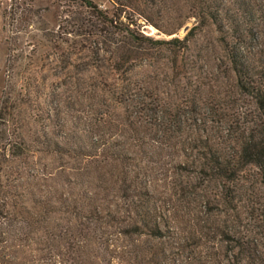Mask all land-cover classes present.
<instances>
[{
	"label": "trees",
	"instance_id": "1",
	"mask_svg": "<svg viewBox=\"0 0 264 264\" xmlns=\"http://www.w3.org/2000/svg\"><path fill=\"white\" fill-rule=\"evenodd\" d=\"M81 1L88 17L76 25L81 34L98 39L95 57L101 45L109 47L117 74L142 59L135 51L140 48L163 50L168 64L186 69L190 37L205 22L225 54L224 81L195 79L188 96L174 100L163 99L155 83L123 85L115 92L123 108L119 117H79L74 126L63 121L58 132L31 137L20 126L6 134L1 122L6 112L0 108V140L11 158L25 165L34 151L75 161L63 176L57 174L58 187L55 179L52 185L42 180L50 190L39 200L28 197L25 166L11 170V181L0 179V264H34L23 247L37 237L40 252L52 248L61 254L65 248L73 264H136L131 257L143 236L161 237L178 223L181 204L174 197L184 187L175 179L177 168L184 170L180 175L192 170L221 186L222 203L231 210L221 235L235 251L233 264H264V204L256 207L244 182L253 170L264 185V0H191L194 26L184 37L169 39L137 34L116 10L110 14ZM244 98L250 99L246 106ZM207 194L204 205L210 204ZM56 214L63 224L51 222ZM155 258L153 251L148 261Z\"/></svg>",
	"mask_w": 264,
	"mask_h": 264
},
{
	"label": "rangeland",
	"instance_id": "2",
	"mask_svg": "<svg viewBox=\"0 0 264 264\" xmlns=\"http://www.w3.org/2000/svg\"><path fill=\"white\" fill-rule=\"evenodd\" d=\"M90 1L110 14L116 10L122 20L128 18L126 21L132 22L131 30L153 39L182 38L195 23L191 0ZM82 16L88 17V9L81 0H0V108H5L6 112L5 120L1 121L6 125V134H14L20 126V130L31 137L34 132L56 133L63 121L67 123L68 120L74 126L79 117L91 121L101 116L119 117L123 108L116 88L135 82L147 87L155 83L163 91L162 98L171 100L173 96H188L194 89L195 79L204 84L208 83V78L219 79L217 84L224 81L225 54L218 45V34L205 22L190 37L186 69L176 70L168 64L169 56L163 50L140 48L135 51H141L142 59L131 65L128 63L125 67L132 69L130 72L126 69L121 75L113 69L107 45H101L98 56L93 54L95 46L97 48L94 39H98L81 34L76 24ZM88 30L93 31L92 28ZM168 32L174 33L168 36ZM118 46L129 49V45L122 42ZM234 97L240 98V95L234 94ZM248 100L244 98L245 106ZM4 144L5 140L1 139V182L14 178L10 172L16 170L17 164L25 166L24 176L29 180L27 183H31L26 191L32 200H39L50 190L43 179L47 185H52L55 179L58 187L64 168L75 164L64 156L33 151L27 155L24 165L25 160L19 163L4 152ZM183 171L177 168L175 175L184 187L182 193L174 197L181 204L175 214L178 223L165 229L161 237L143 236L142 247L135 251L131 260L136 264H233L235 251H231V245L221 235L231 213L222 203L221 186L206 181L192 170L188 171L190 174L180 175ZM252 171L246 173L248 180L244 182L259 209L264 204V185ZM58 173H61L59 177ZM37 179L39 181H34ZM61 184L59 180V189ZM209 192L210 204L204 205ZM55 218L58 219L51 220L54 225L63 224L61 215L56 214ZM212 221L218 224L217 230ZM28 242L23 247V255L28 256L29 262L73 264L65 248L61 254L52 248L40 252L39 244ZM153 251L156 258L149 262ZM20 253L15 257L20 258ZM8 258L13 259L12 256Z\"/></svg>",
	"mask_w": 264,
	"mask_h": 264
}]
</instances>
